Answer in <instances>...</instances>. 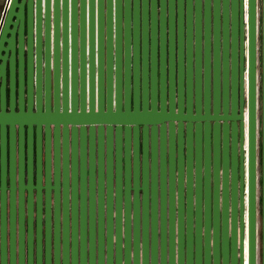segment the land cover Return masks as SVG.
<instances>
[{
  "label": "water",
  "instance_id": "95a60500",
  "mask_svg": "<svg viewBox=\"0 0 264 264\" xmlns=\"http://www.w3.org/2000/svg\"><path fill=\"white\" fill-rule=\"evenodd\" d=\"M36 3L9 0L0 31V50H11L7 112L0 85V264H226V251L231 264V235L225 239L223 218L215 207L211 149L216 123L208 115L217 112V46L222 62L225 36L231 37L230 0L227 8L225 0H117V5L88 0L85 30L91 16L94 37L101 43L99 48L94 43L91 86L86 50L83 95L79 73L73 90L63 50L54 48L53 21H70L71 5L47 0L46 36L45 0H39V30ZM243 15L239 0L241 21ZM114 28L121 36L122 66L116 97L108 68V37ZM205 156L208 179L207 188L201 189L197 229L196 192L188 178L197 161L204 167ZM256 212L255 190L249 264H256ZM259 213L261 225V205ZM237 249V264H244L239 232Z\"/></svg>",
  "mask_w": 264,
  "mask_h": 264
},
{
  "label": "snow or ice",
  "instance_id": "6c2138e0",
  "mask_svg": "<svg viewBox=\"0 0 264 264\" xmlns=\"http://www.w3.org/2000/svg\"><path fill=\"white\" fill-rule=\"evenodd\" d=\"M55 2V0H54ZM64 2V0H60ZM88 0H80L79 23L75 16L76 0H67L71 5L73 15L70 21L56 19L53 21L54 48L65 61V70L70 68L72 88L75 90L76 77L79 73V89L83 95L85 83V53L87 50L89 85L91 86L94 43L99 48L101 39L94 37L91 16L87 31L84 23V4ZM117 5V0H111ZM229 0H225V8ZM231 3V37L225 36L224 59L221 62L219 44L217 46L216 73L214 99L217 105L215 115L209 117L216 123L213 133L215 136L212 147L213 181L215 187V207L218 217L222 216L227 234L231 235V264H237V233L243 242L245 250L244 264H249L253 254V233L255 224V190H256V135H257V107L259 108L260 134V205H261V245L264 247V12L261 14L259 25L260 39V84L259 104L257 105L256 85V37L257 27L255 19V5L253 0H243V20L239 18V0ZM91 5L89 4V8ZM39 0L36 3L37 26L39 30ZM45 35L47 36V0H45ZM61 24L63 30L61 31ZM108 68L116 92H119L121 80V36L118 29L112 31L108 37ZM230 43V47H229ZM230 53V55H229ZM99 55V52H97ZM77 65L79 67L77 68ZM47 71V69L45 70ZM124 72L127 73L125 65ZM39 74V70H38ZM55 75V69H54ZM221 96L223 103L221 104ZM111 111L117 112V99L112 101ZM73 109L69 105L68 112ZM63 111V109H58ZM95 111V109L93 110ZM151 113V109L148 110ZM27 115V114H26ZM33 116L35 113L32 114ZM195 115V113H193ZM201 116L204 114L201 113ZM7 116V114H5ZM223 122V124L220 123ZM231 121V124H228ZM237 121L240 123L237 124ZM211 131V130H210ZM207 152V149H205ZM207 156L204 167L199 161L197 167L189 174V188L195 189L196 195L192 202L197 210V229L199 228V208L201 189L207 188ZM193 180L195 183H193ZM206 195V193H205ZM227 249V245H226ZM227 264V251L225 255Z\"/></svg>",
  "mask_w": 264,
  "mask_h": 264
},
{
  "label": "flooded vegetation",
  "instance_id": "af4514ba",
  "mask_svg": "<svg viewBox=\"0 0 264 264\" xmlns=\"http://www.w3.org/2000/svg\"><path fill=\"white\" fill-rule=\"evenodd\" d=\"M9 0H5L3 6L0 9V31L2 28V24L4 21V15L7 10ZM6 3V4H5ZM255 8H256V27H257V37H256V91H257V105L259 104V84H260V39H259V25L261 20V0H255ZM5 37H8V34L5 35ZM6 43H2V47H5ZM15 46V42L13 44V47ZM10 47H8L5 51L0 50V64H2V74L0 73V85L1 82L3 84V111H8V96H9V59H10ZM3 57V58H2ZM31 65H32V79H33V53L31 56ZM12 62H13V99H14V105H13V111L17 110V88H18V80H17V54H16V48L14 47L12 52ZM22 102H23V110L25 109V102H26V56L25 52H22ZM33 80H32V94H31V110H34L33 100H34V93H33ZM41 101H42V95H41ZM257 135H256V161H257V181H256V210L257 214L259 216V229H258V249H257V257H258V264H260V213H259V207H260V170H259V159H260V134H259V108L257 107ZM211 122V120H210ZM221 123V121H220ZM238 124V121H237ZM6 137V155H7V131L5 132ZM16 127L14 129V141L16 146ZM41 140H42V130H41ZM24 144V143H23ZM32 161H34V147L32 149ZM7 181V180H6ZM7 192V189H6ZM16 245V242H15Z\"/></svg>",
  "mask_w": 264,
  "mask_h": 264
},
{
  "label": "rangeland",
  "instance_id": "374dc122",
  "mask_svg": "<svg viewBox=\"0 0 264 264\" xmlns=\"http://www.w3.org/2000/svg\"><path fill=\"white\" fill-rule=\"evenodd\" d=\"M5 0H0V9L3 6ZM258 229H259V216L256 212V264H258L257 249H258Z\"/></svg>",
  "mask_w": 264,
  "mask_h": 264
},
{
  "label": "bare ground",
  "instance_id": "6f19581e",
  "mask_svg": "<svg viewBox=\"0 0 264 264\" xmlns=\"http://www.w3.org/2000/svg\"><path fill=\"white\" fill-rule=\"evenodd\" d=\"M6 4V3H5Z\"/></svg>",
  "mask_w": 264,
  "mask_h": 264
}]
</instances>
